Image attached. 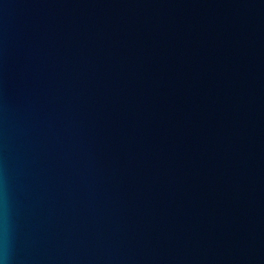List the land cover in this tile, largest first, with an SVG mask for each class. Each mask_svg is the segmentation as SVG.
I'll list each match as a JSON object with an SVG mask.
<instances>
[{
  "label": "water",
  "instance_id": "1",
  "mask_svg": "<svg viewBox=\"0 0 264 264\" xmlns=\"http://www.w3.org/2000/svg\"><path fill=\"white\" fill-rule=\"evenodd\" d=\"M0 264H264V0H0Z\"/></svg>",
  "mask_w": 264,
  "mask_h": 264
}]
</instances>
